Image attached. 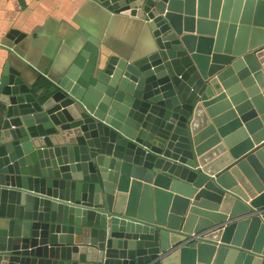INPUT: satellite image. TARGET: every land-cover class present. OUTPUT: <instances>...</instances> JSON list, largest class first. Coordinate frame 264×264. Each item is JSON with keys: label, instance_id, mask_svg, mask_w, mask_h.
<instances>
[{"label": "water", "instance_id": "water-1", "mask_svg": "<svg viewBox=\"0 0 264 264\" xmlns=\"http://www.w3.org/2000/svg\"><path fill=\"white\" fill-rule=\"evenodd\" d=\"M95 2L134 48L52 80L8 36L0 264H264V0Z\"/></svg>", "mask_w": 264, "mask_h": 264}, {"label": "crops", "instance_id": "crops-1", "mask_svg": "<svg viewBox=\"0 0 264 264\" xmlns=\"http://www.w3.org/2000/svg\"><path fill=\"white\" fill-rule=\"evenodd\" d=\"M11 33L27 38L28 49L22 51L26 60L52 80L88 44L96 46L98 53L114 54L134 48L139 40L133 19L109 15L95 0H0V71L9 56L5 46H12ZM39 81L47 84L42 78Z\"/></svg>", "mask_w": 264, "mask_h": 264}]
</instances>
